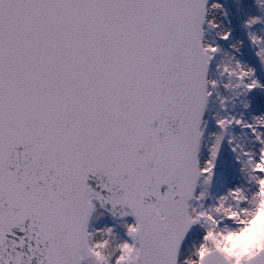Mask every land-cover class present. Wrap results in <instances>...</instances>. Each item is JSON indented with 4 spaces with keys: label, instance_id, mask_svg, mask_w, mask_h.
<instances>
[{
    "label": "snow or ice",
    "instance_id": "6c2138e0",
    "mask_svg": "<svg viewBox=\"0 0 264 264\" xmlns=\"http://www.w3.org/2000/svg\"><path fill=\"white\" fill-rule=\"evenodd\" d=\"M262 210L264 0H0V264H264Z\"/></svg>",
    "mask_w": 264,
    "mask_h": 264
},
{
    "label": "clouds",
    "instance_id": "9594fccd",
    "mask_svg": "<svg viewBox=\"0 0 264 264\" xmlns=\"http://www.w3.org/2000/svg\"><path fill=\"white\" fill-rule=\"evenodd\" d=\"M264 243V210L259 213L253 226L242 234L231 235L227 238L226 248L234 255L244 256L252 253Z\"/></svg>",
    "mask_w": 264,
    "mask_h": 264
},
{
    "label": "rangeland",
    "instance_id": "374dc122",
    "mask_svg": "<svg viewBox=\"0 0 264 264\" xmlns=\"http://www.w3.org/2000/svg\"><path fill=\"white\" fill-rule=\"evenodd\" d=\"M113 222L111 217H105L103 218L101 221L97 222V223H110Z\"/></svg>",
    "mask_w": 264,
    "mask_h": 264
},
{
    "label": "water",
    "instance_id": "95a60500",
    "mask_svg": "<svg viewBox=\"0 0 264 264\" xmlns=\"http://www.w3.org/2000/svg\"><path fill=\"white\" fill-rule=\"evenodd\" d=\"M131 219V217H129Z\"/></svg>",
    "mask_w": 264,
    "mask_h": 264
}]
</instances>
